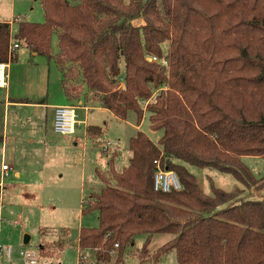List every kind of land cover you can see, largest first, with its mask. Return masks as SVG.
I'll return each instance as SVG.
<instances>
[{
  "label": "trees",
  "instance_id": "obj_1",
  "mask_svg": "<svg viewBox=\"0 0 264 264\" xmlns=\"http://www.w3.org/2000/svg\"><path fill=\"white\" fill-rule=\"evenodd\" d=\"M42 7L43 21L20 20L15 32L0 21V61H16L12 43H26L59 66L68 98L92 91L117 117L134 110L140 124L148 111L151 128L164 131L158 144L142 130L131 136L121 171L116 152L102 146L111 156L107 173L97 169L105 185L81 208L98 211L99 223L80 228L79 250L121 264L136 235L148 244L166 232L172 238L154 261L175 251L177 264H264V176L243 160L264 157V0H43ZM87 133L99 137L104 128L90 124ZM155 159L177 172L181 189H155ZM188 164L231 173L242 185L205 192ZM64 231L40 252L60 258Z\"/></svg>",
  "mask_w": 264,
  "mask_h": 264
},
{
  "label": "rangeland",
  "instance_id": "obj_2",
  "mask_svg": "<svg viewBox=\"0 0 264 264\" xmlns=\"http://www.w3.org/2000/svg\"><path fill=\"white\" fill-rule=\"evenodd\" d=\"M3 1L7 2V8L5 7L7 13L10 10V13L6 14L7 17L12 18L17 15L22 20H44L43 0ZM12 21L15 32L19 26V20ZM140 22L141 20L135 21V23ZM57 44L58 39L54 36L52 46L55 50H57ZM18 53L19 59L12 62V67L10 65L6 67L7 74H12V83L15 84V81H19L22 75H26L30 79H46L49 83L50 76L49 85L52 98L56 101L61 100L64 92L54 88L56 84L54 74L61 72L55 61L50 60L47 55L34 54L26 43L21 44ZM19 85L20 83H18ZM19 87L25 88L23 85ZM33 91L37 94L33 93L30 96L31 99H44V101L48 99L46 90L44 92ZM90 92L92 93V91ZM90 92L84 94H90ZM77 100L69 98L71 103H76ZM12 108H9L8 112L10 130L13 125V116L16 115L15 113L13 115ZM78 111L79 120L73 134H62L54 130L52 121L54 117L52 118V109L49 108L46 119H43L44 116L40 113L41 126L29 131L31 137L23 138L21 136L15 142L11 136L9 149L14 152L16 143L18 144V153L20 154L18 166L21 168L22 176L16 178L11 174L9 178H6L8 188L5 191L0 210V224H3L0 246L10 247L11 252L9 254L0 253V264H31L26 258L27 252L38 255L36 264H77L79 257L77 239L80 228L82 226H97L99 223L98 211L94 210L83 214L81 208L92 192H98L105 185L97 171L100 169L107 173L109 170L111 156L106 154L102 148L106 142L105 138L119 142L108 151L116 152L114 153L115 167L121 171L129 164L132 155L129 148L131 136L142 130L158 144L164 133L163 129L151 128L148 111H145L140 124L134 110L129 111L126 119H121L108 109L96 108L90 110L87 120H84L86 119L85 110L81 108ZM4 113V105L0 102V117ZM37 117L38 112L33 108H29L28 113L26 111L23 113L19 119L20 122L26 120L22 134L28 133L31 121ZM92 120L103 126L102 136L90 137L87 135L86 124L87 121L92 124ZM12 151H9L7 161H9ZM243 160L251 167L256 176H264V157L246 155L243 156ZM187 166L196 174L205 192H211L212 184L228 191L242 185L231 173L189 164ZM11 181L14 184H11ZM252 191L256 193L257 189L253 188ZM64 230L68 231V235L65 236L66 245L61 251L60 258L42 254L40 252L41 243L59 238L65 234ZM26 233L31 236L29 243H24ZM170 238H172L170 233H156L146 244V234L136 235L134 241L127 246L124 261L121 264H177L175 251L166 253L159 261L153 259L156 249Z\"/></svg>",
  "mask_w": 264,
  "mask_h": 264
},
{
  "label": "crops",
  "instance_id": "obj_3",
  "mask_svg": "<svg viewBox=\"0 0 264 264\" xmlns=\"http://www.w3.org/2000/svg\"><path fill=\"white\" fill-rule=\"evenodd\" d=\"M5 7L7 8V2L4 3L3 0H0V21H9L13 22L12 20H22L20 16H13L12 18L7 17L10 13H7ZM18 49L20 46L17 47ZM34 54H37V52H33ZM18 59H19V53H18ZM17 59V60H18ZM10 65L12 67V62H8L7 66ZM8 79H7V84L6 86L0 87V102L3 103L4 108H5V113L3 114L2 117H0V210L3 205L2 200L5 197V191L8 188L6 185V178H9L11 174H13L16 178H21L22 176V171L21 168L18 166L19 164V157L20 154L18 153V144L16 143V146L14 148V152L12 149H9V140L11 136L14 138V141L17 142V139L19 137H28L32 136L29 134V131H33L37 128H40L41 126V119H40V113H42L43 119L47 118V112L49 111V108L52 109V118L54 117V110L55 107L58 105L62 104H74L77 106V111L78 109H84L85 110V116L89 118V112L90 110L94 109H107L104 107L99 99V97L93 93L90 92V94H85L84 96L80 97L76 103H71L69 102V98L67 97L63 84H62V73L61 72H56L54 74V79H56V84L54 88L56 90H62L64 92L63 98L61 100H57L52 98L51 91H50V76H49V83L46 79H41V78H35V79H30V77L26 75H22L19 78V81H15V84L12 83V74H7ZM53 79V82L55 81ZM18 83L20 85H23L25 88H20L18 86ZM33 83H36L34 86L32 85ZM31 87V88H29ZM48 87V88H47ZM35 91L39 92H44L46 90V93L48 95V99L44 101V99H31V95ZM13 107V108H12ZM9 108L13 109V115L14 113L16 114L13 116V125L10 130L9 127ZM29 108H33V110H36L38 112V117L34 118L33 121H31V125L28 128V133H23V128L24 125L26 124V120H23V122H20L19 119L23 116V113L26 111L27 113L29 112ZM44 108V110H42ZM79 113V111H78ZM28 120V119H27ZM97 120V118H96ZM53 121V119H52ZM18 123V124H17ZM43 124V123H42ZM92 124L100 125L99 123H95L92 120ZM90 125V123L86 124V133H87V126ZM75 133V132H74ZM22 134V135H21ZM73 134V133H72ZM88 135V133H87ZM89 136V135H88ZM91 137V136H90ZM107 139V138H105ZM12 146V143H11ZM9 151H12L10 153L9 161H7L8 158V153ZM7 164V168H3V165ZM11 184L13 181L10 182ZM14 184V183H13ZM17 222V221H15ZM2 225L0 224V240H2Z\"/></svg>",
  "mask_w": 264,
  "mask_h": 264
},
{
  "label": "built area",
  "instance_id": "obj_4",
  "mask_svg": "<svg viewBox=\"0 0 264 264\" xmlns=\"http://www.w3.org/2000/svg\"><path fill=\"white\" fill-rule=\"evenodd\" d=\"M17 19V18H16ZM15 19V20H16ZM18 43H12L11 49L18 47ZM151 59L156 60L157 57H150ZM7 63L0 61V87L6 86L7 84ZM79 113L77 111V106L73 104H62L55 107L54 110V120L53 126L54 130L62 134H72L76 131V126L78 124ZM102 145L104 149H109L118 144L117 141H110L108 139ZM156 163L157 170L154 176V187L158 190L170 191L173 189H181L182 182L179 175L176 171L165 169L161 166L158 159L154 160ZM7 164L3 165V168H7ZM115 246H118L116 243ZM11 252L10 247L4 248L0 246V253ZM23 253V252H22ZM26 258L31 264H36L38 262V255L36 253L27 252ZM77 264H100L98 259L94 258L89 254L88 251L79 250V257Z\"/></svg>",
  "mask_w": 264,
  "mask_h": 264
},
{
  "label": "water",
  "instance_id": "obj_5",
  "mask_svg": "<svg viewBox=\"0 0 264 264\" xmlns=\"http://www.w3.org/2000/svg\"><path fill=\"white\" fill-rule=\"evenodd\" d=\"M30 239H31L30 234L26 233L24 235V243H29ZM59 264H61V263H59Z\"/></svg>",
  "mask_w": 264,
  "mask_h": 264
}]
</instances>
